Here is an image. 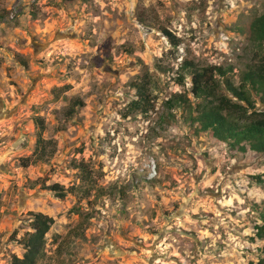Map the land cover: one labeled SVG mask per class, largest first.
Returning <instances> with one entry per match:
<instances>
[{
	"label": "rangeland",
	"instance_id": "1",
	"mask_svg": "<svg viewBox=\"0 0 264 264\" xmlns=\"http://www.w3.org/2000/svg\"><path fill=\"white\" fill-rule=\"evenodd\" d=\"M263 11L264 0H0V264L22 255L30 211L54 218L43 264L261 257L264 188L252 176L264 153L231 150L165 102L193 101L184 60L231 66L238 83L252 57L246 26ZM145 76L153 109L125 117ZM73 100L83 104L68 116ZM36 114L55 152L23 168Z\"/></svg>",
	"mask_w": 264,
	"mask_h": 264
},
{
	"label": "trees",
	"instance_id": "2",
	"mask_svg": "<svg viewBox=\"0 0 264 264\" xmlns=\"http://www.w3.org/2000/svg\"><path fill=\"white\" fill-rule=\"evenodd\" d=\"M162 32L174 47H179L181 40L176 35L167 29H162ZM246 32L252 57L240 73L238 83L232 78L234 72L231 66H198L191 60H184L181 70L190 75L193 101H189L182 93H175L165 104L169 111L173 108L185 110L184 117L189 120L194 130L208 132L231 150L264 153V11L248 22ZM21 63L27 66L24 60ZM184 79L183 72L175 78L179 84H183ZM151 83V78L145 76L141 82L133 84L134 98L123 114L125 117L133 114L145 116L153 109V98L149 89ZM82 104L80 100L71 101L67 115L73 116ZM32 121L36 128L34 148L29 156L20 159L23 168L47 161L56 147L53 140L43 136L45 123L42 116L36 114ZM79 166L84 169L87 167L81 163ZM84 172L88 174L87 170ZM87 178L84 176L82 180ZM252 179L264 188V172L253 175ZM47 188L57 197L66 196V190L58 183ZM28 217L29 230L18 239L23 253L20 256L12 254L11 264H43L46 259L47 236L54 224V218L40 211H30ZM259 219L260 223L255 225L254 236L264 241V204L259 210ZM75 233L79 235L78 232ZM261 252V257L256 261H249L248 264H264V245Z\"/></svg>",
	"mask_w": 264,
	"mask_h": 264
}]
</instances>
